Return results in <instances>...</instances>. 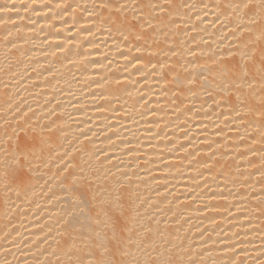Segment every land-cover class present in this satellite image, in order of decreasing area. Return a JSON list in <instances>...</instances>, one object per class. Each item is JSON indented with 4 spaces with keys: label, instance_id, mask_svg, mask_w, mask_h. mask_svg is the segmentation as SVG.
Instances as JSON below:
<instances>
[{
    "label": "bare ground",
    "instance_id": "bare-ground-1",
    "mask_svg": "<svg viewBox=\"0 0 264 264\" xmlns=\"http://www.w3.org/2000/svg\"><path fill=\"white\" fill-rule=\"evenodd\" d=\"M0 264H264V0H0Z\"/></svg>",
    "mask_w": 264,
    "mask_h": 264
}]
</instances>
